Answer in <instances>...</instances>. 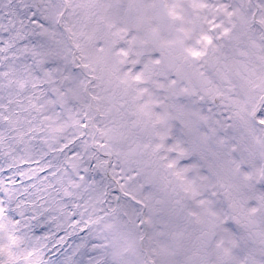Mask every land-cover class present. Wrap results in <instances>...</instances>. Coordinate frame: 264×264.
<instances>
[{"label": "snow or ice", "instance_id": "obj_1", "mask_svg": "<svg viewBox=\"0 0 264 264\" xmlns=\"http://www.w3.org/2000/svg\"><path fill=\"white\" fill-rule=\"evenodd\" d=\"M0 264H264V0H0Z\"/></svg>", "mask_w": 264, "mask_h": 264}]
</instances>
